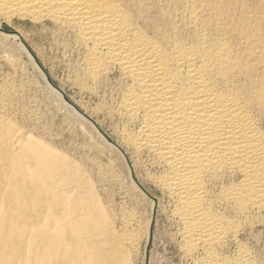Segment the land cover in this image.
I'll return each instance as SVG.
<instances>
[{
  "label": "bare ground",
  "instance_id": "bare-ground-1",
  "mask_svg": "<svg viewBox=\"0 0 264 264\" xmlns=\"http://www.w3.org/2000/svg\"><path fill=\"white\" fill-rule=\"evenodd\" d=\"M0 18L50 24L80 91L118 125L134 163L97 153L101 184L120 186L128 166L138 191L143 169L186 257L256 264L240 237L264 220V0H0ZM7 132L0 122V264H129L134 214L117 221L68 157Z\"/></svg>",
  "mask_w": 264,
  "mask_h": 264
},
{
  "label": "rangeland",
  "instance_id": "rangeland-1",
  "mask_svg": "<svg viewBox=\"0 0 264 264\" xmlns=\"http://www.w3.org/2000/svg\"><path fill=\"white\" fill-rule=\"evenodd\" d=\"M8 31L15 33V35H6L5 32ZM56 44L57 39L56 36H52L50 24L43 26L30 20L0 18V122L9 132H7L8 135H21L22 133L42 142L54 151L63 153L75 166L82 169L83 172L85 171L86 177L96 183L100 201L108 205L110 210L112 209V216L117 221L124 218L125 215L127 217L131 213L134 214L135 224L139 221L137 226L134 225L135 232H141L137 235L141 239H138L139 242L133 248L134 250L131 249L130 252H127L129 264H197L199 262L197 260H200L203 254L199 252L191 258L186 257L181 251L182 243L177 234L178 228L168 219L166 206L164 207L167 202L160 197L158 191H155L151 185H148L149 183L144 181L146 171L143 169V171L136 169L135 173L132 174L137 182V188H141L138 191L134 189L135 187L128 175V166L134 163V159L129 156V153L124 152V148L118 149L116 146L117 142L119 144L117 135H115L119 129L116 128L118 125L106 115L100 114L97 98L94 97L95 100L93 97L89 99L90 96L80 91L77 82H75L76 78L72 66L75 56L66 55V58L63 57L62 53L56 50ZM49 82L60 90L64 98L54 92V89L48 85ZM68 105H72L79 113L74 109L72 110V107ZM94 108L97 109L98 115L95 114ZM84 117L93 123L102 135L104 134L108 144H112L114 149L103 144V141L83 122ZM97 153H101L104 163L112 159L111 162L114 168H118L117 170L123 164L122 158L128 159L127 170L123 171L122 175L124 176L121 177L120 186L123 188L118 185L116 187L110 186L109 183L106 185V181L104 184L98 181L99 174L102 173L100 171L103 169L99 170L100 163L98 164L94 158ZM91 159L92 161H90ZM102 185H106L105 188L109 195H106V191L101 190ZM113 188L114 190H112ZM115 189L118 190V193ZM120 190L127 193V196ZM128 194L130 195L128 196ZM125 197L130 200L131 204ZM121 203H123L122 206ZM136 203L138 204L136 205ZM129 208L136 210L132 212V209L130 211ZM116 209L120 210L121 215ZM124 212H127L128 215ZM262 222L264 220H259V225H254L252 228L244 225V232L240 237L243 246L251 252L256 264H264V223ZM221 250L223 254L231 255L236 248L230 243Z\"/></svg>",
  "mask_w": 264,
  "mask_h": 264
},
{
  "label": "water",
  "instance_id": "water-1",
  "mask_svg": "<svg viewBox=\"0 0 264 264\" xmlns=\"http://www.w3.org/2000/svg\"><path fill=\"white\" fill-rule=\"evenodd\" d=\"M5 34H7V35H15V33L10 32V31L5 32ZM49 85H50L55 91L59 92L58 89H57L53 84H51L50 82H49ZM59 94L64 98V96H63V94H62L61 92H59Z\"/></svg>",
  "mask_w": 264,
  "mask_h": 264
}]
</instances>
